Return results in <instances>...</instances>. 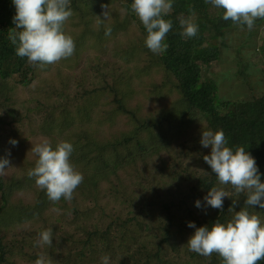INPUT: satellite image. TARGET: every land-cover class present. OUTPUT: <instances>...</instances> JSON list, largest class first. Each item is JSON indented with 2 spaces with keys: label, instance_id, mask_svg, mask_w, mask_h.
<instances>
[{
  "label": "trees",
  "instance_id": "16d2710c",
  "mask_svg": "<svg viewBox=\"0 0 264 264\" xmlns=\"http://www.w3.org/2000/svg\"><path fill=\"white\" fill-rule=\"evenodd\" d=\"M116 1L118 5L112 2L109 17L103 20L102 5H107L104 0H70L73 15L69 20L83 19L77 29L87 30L90 35L75 36L81 49L77 55L74 52V59L61 60L59 68L56 63L41 69L16 55V45L8 39L9 31L15 28V6L12 0H0V89L7 93L0 113L16 111L0 130H24L38 113L52 107L54 118L50 114L51 118L38 128L41 137L53 145L60 140L71 142V161L84 177L71 201L62 198L53 203L41 190L39 202L7 203L2 193L0 229L5 227L8 233L12 228L18 235H27L16 229L26 222L35 227L32 237L38 238V233L51 228L52 246H45L61 251L60 264H102L104 255L110 257V264H130L139 256L156 264H176L175 252L189 251L186 238L195 231L188 227L189 222L210 229L217 219L226 223L231 218L230 206L233 211L242 208L236 198L243 193L224 201L223 210L205 206L204 197L212 187L235 191L231 185H220L204 161L211 148L200 144V125L204 123L213 131L222 129L233 150L243 146L255 158L264 182V93L250 101L222 103L217 101L214 82H201V67L220 60L227 49L222 42L236 24L222 18V9L205 0H174L173 12L165 17L173 21L165 38L168 48L157 55L145 44L147 32L131 11L132 0ZM176 7L183 11L178 13ZM192 12L198 32L194 37L182 36L178 17ZM255 23L262 26L264 19ZM107 27H111L108 36ZM261 43L264 46V39ZM96 53L100 55L94 58ZM102 57L114 64H131L133 69L147 67L151 75L162 67L175 82L166 88L164 97L153 96L145 107L134 112L118 103L116 76L103 84L106 89L93 84L94 76L103 70ZM83 59L89 61L86 72L79 67ZM52 68L57 71L46 75ZM159 72L152 76L156 90L164 89L157 79ZM51 80L54 85L49 87ZM2 81H9L6 90L1 88ZM172 91L178 93L189 113L181 115L175 106L160 116L159 122H151L153 110L168 105ZM106 92L115 103L109 102ZM9 94L18 104L5 103ZM60 96L64 98L58 100ZM74 105L82 106L76 109ZM90 105H98L100 111ZM144 131L156 133L154 139L159 145L146 148ZM191 144L205 150L188 148ZM188 190L193 194H186ZM197 200L201 208L195 206ZM75 224H79L78 233L72 234ZM124 246L126 251L115 253ZM5 248L7 243L0 240V264L7 260ZM25 248L33 246L26 244ZM196 256L201 255L193 252L188 256L192 260L180 264H195ZM206 264L222 261L214 253L206 257ZM258 264H264V260Z\"/></svg>",
  "mask_w": 264,
  "mask_h": 264
},
{
  "label": "clouds",
  "instance_id": "9594fccd",
  "mask_svg": "<svg viewBox=\"0 0 264 264\" xmlns=\"http://www.w3.org/2000/svg\"><path fill=\"white\" fill-rule=\"evenodd\" d=\"M217 9H222V18L239 25H246L249 30L257 19H264V0H205ZM15 6L13 23L15 28L9 31L8 39L16 45V55L26 58L27 63L41 69L70 58L75 52V41L66 33L65 23L72 17L70 0H12ZM174 0H132L131 11L146 29L145 44L154 54H163L168 45L166 35L173 27L171 19H165L173 12ZM102 15L109 17L108 5H102ZM183 29L182 36L194 37L198 32L195 12L178 17ZM105 35H111L107 27ZM12 145L18 141L10 140ZM200 144L211 148L210 155L203 157L220 185H231L236 194H246L244 206L233 211L231 218L222 223L217 219L209 226L196 227L189 222L188 227L194 233L187 245L204 257L214 253L221 258L222 264H258L264 260V220L256 212H250L249 206L258 205L264 209V182L258 171L255 158L243 146L235 150L228 146V140L222 129L202 131ZM38 157L34 168L28 171L29 178H34L35 185L46 191L48 199L58 203L62 198L73 199V194L83 182V174L74 166L71 156L73 144L60 140L53 145L47 138L31 147ZM10 155V153H9ZM11 167L8 159H0V175ZM225 197L231 194L224 187H212L204 197L205 206L223 210ZM236 200H233V205ZM201 208V201H195ZM53 231L51 228L38 233L37 246L51 247ZM102 264H110V257H101ZM35 264H51L46 255L38 253Z\"/></svg>",
  "mask_w": 264,
  "mask_h": 264
},
{
  "label": "rangeland",
  "instance_id": "374dc122",
  "mask_svg": "<svg viewBox=\"0 0 264 264\" xmlns=\"http://www.w3.org/2000/svg\"><path fill=\"white\" fill-rule=\"evenodd\" d=\"M105 3L112 8V2L117 3L116 0H104ZM178 13L183 11L182 9L175 8ZM181 10V11H180ZM83 19L76 21H67L65 23V31L70 34L75 41V54H79L81 49L80 40L75 36L80 35H90L87 30L77 29V25ZM264 39V23L262 26L255 23L254 27L249 30L244 25L235 24L230 29V32L227 34L225 41L222 42L223 45L227 46V49L222 53L220 60L214 62L210 65H204L201 67V82L205 83L209 80H212L217 87V101L222 103H238L242 101H250L258 97L261 93H264V46L261 43V40ZM96 45V44H95ZM95 45L90 46L92 49ZM100 53H96L95 57H98ZM93 58V59H94ZM68 59H74L72 55ZM68 59H65L67 61ZM104 60V58H100ZM91 60V59H90ZM87 59H83L79 63V67L84 72L88 69ZM76 64V62H70ZM58 68L61 67V63L59 62L56 65ZM103 69V70H102ZM160 69V70H159ZM155 70V74H158V81L161 80V85L164 89L154 88L153 80L150 71L147 67L140 68H132L131 64H114L109 60H104L101 72L94 76L93 84L101 85V88L104 87L103 84L108 82L111 78L115 76L118 78L116 82L117 89V100L119 104L126 105L129 109L134 112L140 111L143 107L146 106L147 101L156 97L162 98L167 94L166 88L170 87V84L175 82L172 81L170 76L171 74L165 71L162 67ZM48 71V69H45ZM126 72H123V71ZM56 68H52L46 75L53 74L56 72ZM105 74H109L107 77ZM50 77V76H48ZM6 80V79H5ZM1 81V80H0ZM2 87L6 90V84L9 81H2ZM46 85V84H45ZM49 87L54 85V81L51 80L48 83ZM113 85V86H115ZM177 87V86H175ZM174 87V88H175ZM172 88V89H174ZM106 89V87H104ZM109 97V102L115 101L112 99V95L106 92ZM7 93L0 89V104L3 103L6 98ZM154 96V97H153ZM64 98L63 96L58 97V100ZM7 104H18L14 96L10 97L7 101ZM79 103V102H77ZM81 104V103H80ZM14 105V106H15ZM82 106V105H81ZM81 106L74 105V108L79 109ZM92 108L100 111L98 105H90ZM178 106L179 114L189 113L187 107L181 103V98L178 93L172 91L171 92V100L168 105L156 107L150 116V121H158L159 117L165 115L166 112ZM14 109V108H13ZM16 111L8 112L7 115L0 113V126L3 125L4 121H8L12 114ZM52 113V107H49L45 110V112L38 113L33 122L26 129L18 128L16 131L12 130V128H8L4 131V133L0 130V159H8L10 162V166L5 169L3 175H0V196L5 194L7 203H18L22 201H27L28 205H31L33 200L41 201V189L36 187L34 178H29L28 171L35 166V161L38 158L32 151L31 147L36 143L42 140L41 128H38L46 121H48L51 117L49 116ZM201 129L199 132L202 133L204 130H209L207 126L203 123L200 125ZM43 128V127H42ZM145 132L144 139L146 148H154L158 146L159 143L156 141L155 135L156 133ZM16 140L18 143L16 145H12L10 140ZM201 145H190L188 148H193L196 151L205 150L204 148H200ZM211 151V150H209ZM10 153V155H9ZM196 168V167H195ZM11 169V170H10ZM28 186V188H26ZM228 191L227 188H225ZM192 195V191H186V194ZM229 192V191H228ZM231 196L235 197L237 194L235 192L230 193ZM240 205L244 206V201L246 199V194L239 195L236 198ZM229 197H225L224 201H228ZM205 204V202H204ZM1 205V199H0ZM250 212H256L260 215L261 219L264 220V209L260 208L258 205L250 207L248 209ZM232 216V213L230 217ZM17 230L24 232L25 234L31 236V238L27 235H18L11 228V231L5 233V227L0 229V240L7 243V248H5V256L7 257L5 264H35L36 259L38 258V253L43 252L46 257L51 261V264H60V254L61 251L56 248H48L46 246L38 247L37 246V237H32V234L36 232L34 226H31L24 222ZM79 224H75L74 230L71 232L72 234H77V226ZM4 226V225H3ZM65 234L71 235L69 232ZM192 234H190L186 241L190 238ZM15 242H19L18 244ZM26 244H32L33 248H25ZM126 251V246L119 249L117 254L122 251ZM193 253V251H188L185 254H182L180 251L175 252L176 264H180V262H188L192 259H189V254ZM193 260H195V264H206V257L204 256H196ZM156 261L147 262L142 257H138L137 261H133L130 264H149ZM156 264V263H152Z\"/></svg>",
  "mask_w": 264,
  "mask_h": 264
}]
</instances>
